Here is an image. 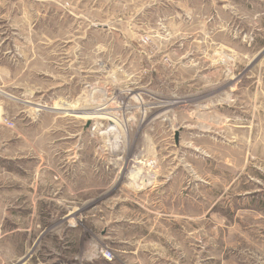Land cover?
I'll return each mask as SVG.
<instances>
[{
    "label": "rangeland",
    "instance_id": "374dc122",
    "mask_svg": "<svg viewBox=\"0 0 264 264\" xmlns=\"http://www.w3.org/2000/svg\"><path fill=\"white\" fill-rule=\"evenodd\" d=\"M0 264H264V0H0Z\"/></svg>",
    "mask_w": 264,
    "mask_h": 264
},
{
    "label": "bare ground",
    "instance_id": "6f19581e",
    "mask_svg": "<svg viewBox=\"0 0 264 264\" xmlns=\"http://www.w3.org/2000/svg\"><path fill=\"white\" fill-rule=\"evenodd\" d=\"M76 109V108H75ZM66 110V109H65ZM97 110V109H96ZM94 111V113H93V111H92V113H91V111H90V113H85L86 114V118H88V119H92V118H105L104 116H102V115H99V113H97L98 111ZM102 113V112H101ZM71 114V113H70ZM96 114V115H95ZM105 114V113H104ZM82 115V114H81ZM84 116V115H83ZM107 118V117H106ZM108 119V118H107ZM110 120V119H109Z\"/></svg>",
    "mask_w": 264,
    "mask_h": 264
}]
</instances>
